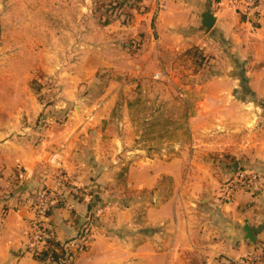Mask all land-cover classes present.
<instances>
[{"label":"crops","instance_id":"0c3cea01","mask_svg":"<svg viewBox=\"0 0 264 264\" xmlns=\"http://www.w3.org/2000/svg\"><path fill=\"white\" fill-rule=\"evenodd\" d=\"M138 1L123 25L96 0H0V264H264V185L219 199L236 162L264 178V18ZM71 186L91 200L49 222L73 257L38 261L28 200Z\"/></svg>","mask_w":264,"mask_h":264},{"label":"built area","instance_id":"2783aa9c","mask_svg":"<svg viewBox=\"0 0 264 264\" xmlns=\"http://www.w3.org/2000/svg\"><path fill=\"white\" fill-rule=\"evenodd\" d=\"M155 4V12L158 14L166 7L165 0H153ZM234 6L238 12L247 21H256L264 18V0H225ZM58 179H62V174ZM264 185V178L254 170L248 168L239 169L234 173L221 187L219 199L223 204L232 203L236 196L240 193H253L261 190ZM63 188L64 183L61 182ZM56 191L40 190L34 193L28 200V204L33 209L34 217L31 225V235L27 245L28 252L33 257L42 249L48 246L50 240L49 231L52 230L49 218L55 209L72 210L73 205L68 201L69 196L74 200L89 202L91 194L87 188L71 186L63 192L60 188ZM61 190V191H60ZM93 225L91 221H87L81 229L77 238L76 250H81L80 246L87 247L90 243ZM74 246V245H73ZM70 252L72 249H70Z\"/></svg>","mask_w":264,"mask_h":264},{"label":"trees","instance_id":"16d2710c","mask_svg":"<svg viewBox=\"0 0 264 264\" xmlns=\"http://www.w3.org/2000/svg\"><path fill=\"white\" fill-rule=\"evenodd\" d=\"M115 6H110L108 10L109 13H111V16L109 18L120 20L123 25H130L131 21L133 19V14L131 11L134 9L138 10V0H116ZM138 8V9H137ZM73 201L74 199L69 196L68 201ZM94 221V219H93ZM49 234H53V231L50 230ZM79 248L82 250H86L87 247L80 246ZM73 257L72 252H66V249L64 245L54 243L53 240L48 241V246L45 249H42L34 256V259L38 261H50L52 259H55L57 262L60 260L67 258L71 259Z\"/></svg>","mask_w":264,"mask_h":264},{"label":"rangeland","instance_id":"374dc122","mask_svg":"<svg viewBox=\"0 0 264 264\" xmlns=\"http://www.w3.org/2000/svg\"><path fill=\"white\" fill-rule=\"evenodd\" d=\"M115 2H117L116 0H96V3H97V6L96 8L100 11H105V10H108L110 8V6H115ZM152 2L154 3V1L152 0ZM155 5V4H154ZM136 6H138V11L139 13L143 14V13H146V7L143 6L142 4L139 3L138 1V5L136 4ZM98 13H102V12H98ZM108 17H106L105 19H111L109 18L110 15H107ZM260 20V19H259ZM41 85V83H39ZM42 86V85H41ZM41 86L39 87L37 82H30V88L32 89V92L35 93V95H39L42 93V90H41ZM48 88H49V94L52 95L51 98H55V95L54 92L56 91V88L53 87V84L52 83H49L48 85ZM43 89H44V85H43ZM56 93V92H55ZM45 94V93H44ZM47 98H45V95H44V98L43 96L41 95V98H39L40 101H45Z\"/></svg>","mask_w":264,"mask_h":264},{"label":"water","instance_id":"95a60500","mask_svg":"<svg viewBox=\"0 0 264 264\" xmlns=\"http://www.w3.org/2000/svg\"><path fill=\"white\" fill-rule=\"evenodd\" d=\"M202 19H203V28L205 30H210L213 27L214 22H215V18L213 16L212 12L209 11V10L207 12H205L202 15ZM233 169H234V173H236L239 170L237 162L234 164ZM240 231H241V237H242L241 239H242V241L249 242L251 244H255L256 243L255 234H254V232L250 229V227L247 224L242 226L240 228Z\"/></svg>","mask_w":264,"mask_h":264}]
</instances>
